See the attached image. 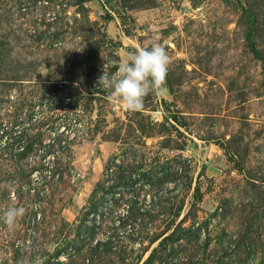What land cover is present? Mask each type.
Masks as SVG:
<instances>
[{
    "label": "rangeland",
    "instance_id": "obj_1",
    "mask_svg": "<svg viewBox=\"0 0 264 264\" xmlns=\"http://www.w3.org/2000/svg\"><path fill=\"white\" fill-rule=\"evenodd\" d=\"M153 42L129 111L99 80ZM12 206L0 264H264V0H0Z\"/></svg>",
    "mask_w": 264,
    "mask_h": 264
},
{
    "label": "clouds",
    "instance_id": "obj_2",
    "mask_svg": "<svg viewBox=\"0 0 264 264\" xmlns=\"http://www.w3.org/2000/svg\"><path fill=\"white\" fill-rule=\"evenodd\" d=\"M170 57L165 48L153 42L150 47H141L130 56L128 62L119 65V71L111 77L104 71L99 80L110 90V98L118 100L129 111H140L144 97L149 93L161 95L166 91L165 84ZM0 219L11 229L25 214L23 207L3 209Z\"/></svg>",
    "mask_w": 264,
    "mask_h": 264
},
{
    "label": "trees",
    "instance_id": "obj_3",
    "mask_svg": "<svg viewBox=\"0 0 264 264\" xmlns=\"http://www.w3.org/2000/svg\"><path fill=\"white\" fill-rule=\"evenodd\" d=\"M153 253H150V255H148V257H151Z\"/></svg>",
    "mask_w": 264,
    "mask_h": 264
}]
</instances>
